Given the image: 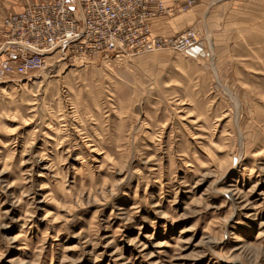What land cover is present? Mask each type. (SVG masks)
Segmentation results:
<instances>
[{
	"label": "rangeland",
	"instance_id": "rangeland-1",
	"mask_svg": "<svg viewBox=\"0 0 264 264\" xmlns=\"http://www.w3.org/2000/svg\"><path fill=\"white\" fill-rule=\"evenodd\" d=\"M179 17L183 53L0 54V264H264V0Z\"/></svg>",
	"mask_w": 264,
	"mask_h": 264
},
{
	"label": "built area",
	"instance_id": "built-area-1",
	"mask_svg": "<svg viewBox=\"0 0 264 264\" xmlns=\"http://www.w3.org/2000/svg\"><path fill=\"white\" fill-rule=\"evenodd\" d=\"M197 0L167 6L164 0H37L3 20L0 54L5 72L26 76L71 46L88 54L117 58L160 50L187 52L199 41L189 28L172 36L160 33L166 20L187 13ZM165 20V21H164Z\"/></svg>",
	"mask_w": 264,
	"mask_h": 264
},
{
	"label": "crops",
	"instance_id": "crops-1",
	"mask_svg": "<svg viewBox=\"0 0 264 264\" xmlns=\"http://www.w3.org/2000/svg\"><path fill=\"white\" fill-rule=\"evenodd\" d=\"M37 0H0V35L3 29V20L10 14H18L23 12L25 7ZM167 6H173L177 3H184L185 0H164ZM209 0H197L196 4H203ZM176 31H181L185 28V21L182 17L176 19V22L172 25Z\"/></svg>",
	"mask_w": 264,
	"mask_h": 264
},
{
	"label": "bare ground",
	"instance_id": "bare-ground-1",
	"mask_svg": "<svg viewBox=\"0 0 264 264\" xmlns=\"http://www.w3.org/2000/svg\"><path fill=\"white\" fill-rule=\"evenodd\" d=\"M195 5V4H194ZM192 9V8H191ZM185 14V13H184ZM180 15H183V14H179V15H177V16H175L172 20H170L168 23H173V21L175 20V19H177Z\"/></svg>",
	"mask_w": 264,
	"mask_h": 264
}]
</instances>
